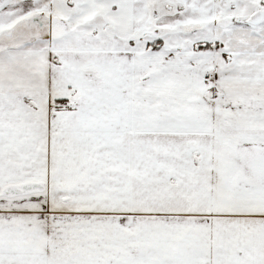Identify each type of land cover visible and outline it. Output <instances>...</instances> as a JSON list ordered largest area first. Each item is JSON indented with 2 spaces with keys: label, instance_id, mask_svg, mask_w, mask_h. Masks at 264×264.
I'll list each match as a JSON object with an SVG mask.
<instances>
[{
  "label": "snow or ice",
  "instance_id": "1",
  "mask_svg": "<svg viewBox=\"0 0 264 264\" xmlns=\"http://www.w3.org/2000/svg\"><path fill=\"white\" fill-rule=\"evenodd\" d=\"M0 264H264V0H0Z\"/></svg>",
  "mask_w": 264,
  "mask_h": 264
}]
</instances>
